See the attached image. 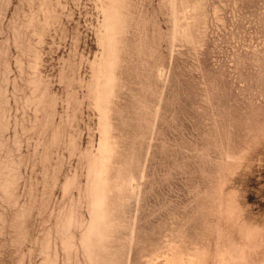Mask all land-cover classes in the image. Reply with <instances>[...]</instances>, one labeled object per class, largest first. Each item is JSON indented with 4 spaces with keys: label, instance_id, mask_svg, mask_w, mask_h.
Returning <instances> with one entry per match:
<instances>
[{
    "label": "rangeland",
    "instance_id": "obj_1",
    "mask_svg": "<svg viewBox=\"0 0 264 264\" xmlns=\"http://www.w3.org/2000/svg\"><path fill=\"white\" fill-rule=\"evenodd\" d=\"M0 264H264V0H0Z\"/></svg>",
    "mask_w": 264,
    "mask_h": 264
}]
</instances>
